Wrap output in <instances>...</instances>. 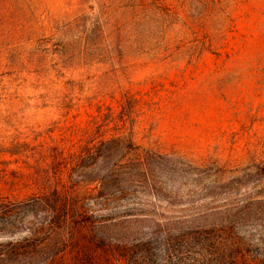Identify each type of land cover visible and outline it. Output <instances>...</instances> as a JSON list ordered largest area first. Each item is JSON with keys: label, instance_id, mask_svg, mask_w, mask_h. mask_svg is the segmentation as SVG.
Here are the masks:
<instances>
[{"label": "rangeland", "instance_id": "rangeland-1", "mask_svg": "<svg viewBox=\"0 0 264 264\" xmlns=\"http://www.w3.org/2000/svg\"><path fill=\"white\" fill-rule=\"evenodd\" d=\"M133 2L0 0V166L21 164L23 156L7 151L12 146L52 144L66 127L96 115L98 106L118 113L125 93L172 106L169 96L175 91L183 103L169 116L136 117V143L196 160L218 157L239 168L264 163V0H223L221 8L231 20L195 65L187 63V42L174 60L137 54L134 18L128 15ZM167 2L189 23L197 20L191 16L194 8L202 9L196 0ZM109 9L118 34L106 40L108 45L103 40L105 45L85 50V38L102 35ZM213 13L207 30L217 34L224 19L222 11ZM208 181L183 178L171 203L138 194L113 202L119 212L146 203L160 226L139 220L115 235L123 240L100 246L83 229L79 245L33 264H264V204L247 217L231 212L234 226L195 233L173 227L174 221L217 211L213 207L225 203L222 194L214 201L205 195ZM231 197L240 200L238 205L247 198L264 199V180L233 187ZM222 216L212 214L205 222L217 224ZM5 223L0 219V228ZM26 235L25 230L0 233V252L20 245Z\"/></svg>", "mask_w": 264, "mask_h": 264}, {"label": "trees", "instance_id": "trees-1", "mask_svg": "<svg viewBox=\"0 0 264 264\" xmlns=\"http://www.w3.org/2000/svg\"><path fill=\"white\" fill-rule=\"evenodd\" d=\"M222 1L196 0L202 9L194 8L191 16L197 20L189 23L167 0H134L128 15L133 14L134 18L137 54L174 60L184 54L181 49L187 42L190 45L187 63H196L231 20L221 8ZM130 6L124 4L127 10ZM215 10L222 11L224 19V27L219 28L217 34L207 30V20ZM115 23L109 9L105 12L102 35L85 38L84 49L99 42L105 45L103 40L110 41L114 34L116 36L119 28ZM201 32H204L202 40ZM181 96L179 92H173L169 96L172 106H169L160 99L144 103L125 93L118 113L111 107L98 106L96 115L84 124L66 127L52 144L21 143L9 148L8 152L21 155L23 159L14 168L5 163L0 166V219L6 222L0 233L25 230L27 235L9 252H0V264L51 260L64 249L79 245L82 239L78 231L83 229L88 230L93 242L100 246L110 240H123V236L115 235L139 220L150 221L158 227L160 222L152 218L154 208L149 209L146 203L126 205L120 212L119 206L112 203L137 194L171 203L173 194L177 193L174 189L188 176L209 179L204 188L205 195L214 201L222 194L226 200L213 207L219 209L217 211L197 212L193 219L174 221L175 229L194 233L211 231L215 225L234 226L231 212L245 217L253 210L260 213L264 199L247 198L238 205L240 200L230 198V189L264 180L263 162L239 168L218 157L196 160L175 151L162 152L136 143L133 137L136 117L160 115L158 118H165L170 115V109L173 112L182 107ZM227 172L232 174L227 177ZM217 212L223 215L221 221L207 224L206 218L212 214L217 217Z\"/></svg>", "mask_w": 264, "mask_h": 264}]
</instances>
